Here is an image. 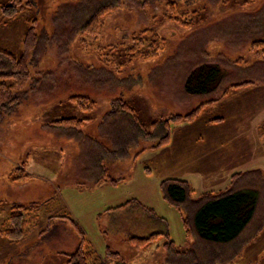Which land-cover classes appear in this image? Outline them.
Instances as JSON below:
<instances>
[{
    "label": "rangeland",
    "instance_id": "1",
    "mask_svg": "<svg viewBox=\"0 0 264 264\" xmlns=\"http://www.w3.org/2000/svg\"><path fill=\"white\" fill-rule=\"evenodd\" d=\"M103 1L30 0L27 11L0 25V50L16 57L22 54L27 20H36L40 39L30 57V78L14 92L16 106L0 117V195L24 185L12 182L15 171L22 168L29 176L25 198L37 197L32 200L37 203L30 205H44L30 239L10 249L16 262L31 253L33 264L66 263L63 255L76 249L78 238L68 221L53 218L60 214H69L103 259L109 248L126 264H157L162 252L156 257L152 248L141 253L145 258L136 259L131 253L136 251L125 244L126 235L168 232L175 248L185 249L192 242L185 238L184 212L167 205L160 184L186 181L193 199L207 190L218 193L229 187L201 173V138L206 126H217L210 123L213 120L221 119L218 126L234 131L239 148L248 141L254 144L250 149L256 152L255 163L264 162V136L258 131L264 124V57L262 51H251L253 43L264 41V0H120L95 38L80 35L79 27L87 18L83 21V14ZM145 30L163 40L156 59H135L128 52L132 36ZM202 65L218 67L221 87L212 96L188 95L185 81ZM243 84L248 85L230 89ZM73 97L90 99L93 110L80 112L69 103ZM117 100L127 103L152 135L155 123L185 117L209 101L216 103L194 123H170L164 147L156 148L166 134L163 130L155 138H137L123 157L114 159L97 148L107 144L113 149L108 144L111 128L127 125L122 115L111 116V102ZM69 118L86 123L77 132L52 125ZM240 159L234 162L237 171ZM235 176L230 184L236 188ZM100 178L106 181L97 185ZM128 202L135 204L107 212ZM250 235L251 229L229 247L230 253L237 257ZM149 254L154 258L147 259Z\"/></svg>",
    "mask_w": 264,
    "mask_h": 264
},
{
    "label": "trees",
    "instance_id": "2",
    "mask_svg": "<svg viewBox=\"0 0 264 264\" xmlns=\"http://www.w3.org/2000/svg\"><path fill=\"white\" fill-rule=\"evenodd\" d=\"M0 4V25L15 21L23 12L31 7L30 0H4ZM120 0H104L100 2L91 12L83 14L82 20L87 16L84 23L79 27L80 35L96 37L99 29L103 25L105 17L110 15L118 6ZM173 9L175 4L169 3ZM80 19V18H79ZM80 19V20H81ZM37 22L35 19L26 21V32L22 42V54L16 57L4 50H0V117L9 113L17 104L14 96L16 90L22 89L30 78L28 69L30 57L36 51L40 42L36 34ZM187 25H184L186 27ZM163 40L154 32L142 31L132 36L131 46L128 49L133 58L156 59L159 52L163 50ZM251 51L256 54L262 51L264 57V41H258L251 45ZM222 84V76L218 67L202 65L190 73L185 81V92L188 95L212 96ZM248 84L233 86L230 89H238ZM69 103L83 113L92 111L95 103L86 97H73ZM216 103L209 101L197 107L192 113L185 117L174 116L168 121L157 122L153 128V135L149 134L142 123L138 120L134 110L120 100L111 102V116L122 115L123 121L127 124L117 129L112 127V134L109 138L113 144V152L104 150V153L113 155L114 159L124 156L126 150L137 142V138H155L156 132L165 131L156 148L164 147L170 137V123H194L201 112L208 106ZM221 119H216L210 123H218ZM85 120L74 118L62 119L52 123L53 127L63 130L79 131ZM126 131V132H125ZM259 134L264 136V124L258 128ZM115 134H114V133ZM118 133V134H117ZM239 175L235 176V179ZM233 179V180H235ZM29 176L24 169L19 168L13 175V183H25ZM109 183L115 184L116 181ZM160 191L163 200L170 207L184 212L182 224L185 238L192 243L186 250H177L169 233H153L148 237L131 236L128 244L135 251H147L158 240L162 239L163 249L167 253L165 264H230L236 259L235 253H230L229 247L237 242L251 225L257 210L259 194L254 190H239L229 187L218 193H204L197 199H193V190L186 181L165 180L160 184ZM48 202V201H47ZM46 202V203H47ZM44 203V204H46ZM50 203V201L48 202ZM133 202L117 207L107 212H118L126 210ZM136 206L143 208L136 202ZM43 204L30 206L12 205L9 210L1 211L0 238L7 240L13 245H19L30 238L34 232V227L39 218ZM4 215V216H3ZM53 218L68 221L78 238L76 249L71 255H66V264H124L120 255L106 249V258L100 257L85 239L83 233L69 216L55 215ZM117 262V263H116Z\"/></svg>",
    "mask_w": 264,
    "mask_h": 264
},
{
    "label": "crops",
    "instance_id": "3",
    "mask_svg": "<svg viewBox=\"0 0 264 264\" xmlns=\"http://www.w3.org/2000/svg\"><path fill=\"white\" fill-rule=\"evenodd\" d=\"M214 125H217V126H206V132L204 133V138L203 137L201 138L202 145L200 149V163H201V173L203 174L202 176L205 179L207 178V179L223 180L222 185L229 186L231 178L234 175L238 174L239 177L236 178V182H235L237 189L254 190L258 192L259 194V201L257 205L256 214H255V217L251 225L248 228V230L251 229V235L248 238L247 244L244 245L245 249H243L242 252H240L239 255L236 257L235 261H233L230 264H264V214H263V211H264V203H263L264 202V162L262 161L259 164L255 163V159L257 158L256 152L253 149H250V147L254 148V144L250 145L249 144L250 142L248 141L246 145L245 143L241 141V144L243 143V145L239 148V140L238 139L236 140L234 138V135H235L234 131L226 132V130L222 128L223 126H218L217 123ZM235 143H238V144L236 145ZM99 144H102V143L99 141ZM108 144H110V142H108ZM235 146H237V149L240 153H238L237 149H235ZM103 148L108 151L112 150L109 145L103 144V147L97 148L100 150V154L102 155L108 154V153L106 154L103 152ZM99 158H102V156L100 155ZM238 158L239 159L241 158L240 159L241 160V166H240L241 171H237L234 165L235 159H238ZM262 158L264 159V154ZM105 181H106L105 179L100 178V181H97L96 184L98 185L100 183H104ZM256 186H259V187H256ZM19 187L12 188L8 190L7 192H5L4 195H0V207H3V206L6 207L7 205V207L9 206L10 208L12 205L28 206L32 203H37V201H32L33 199H36L37 197L33 199L32 197L25 198L26 197L25 190H24L26 187L25 183L24 185L19 186ZM260 187H263V188L260 190L259 189ZM211 191L207 190L204 193L211 192ZM219 191L220 190H218V192ZM212 192L217 193L216 191H212ZM107 210H112V209H107ZM120 228L122 227L120 226ZM125 237L126 239L124 241L126 244L128 243V239L131 236L126 235ZM159 241H162L161 244H157ZM0 243H2L1 245H3L2 247L0 245V250L4 252V256L0 258V264H33L31 253H28V257L24 256L23 258H19L18 262H16L14 261L16 259L15 254L14 252L10 251V249H12L13 247H17L18 245H13L3 238H0ZM163 243L164 241L160 239L149 249L151 250L152 248H154V250H152L153 252L150 251V253L156 254L157 255L156 257H160V252H162L161 258H159V261L157 262V264H165V261L167 259V253L162 248ZM190 247H191V244L187 245V247L183 250L189 249ZM143 252L146 253L145 251H141V252L136 251V253L135 252H131V253L135 254L134 258L139 259L140 257L138 255H141V257L144 256ZM26 254L27 253L19 254V256L26 255ZM71 254L65 253L63 256L65 257L66 255H71ZM154 256L155 255L149 254V256H147L148 257L147 259L151 260L152 258H154ZM120 258L121 260H124L122 255H120ZM239 261H241V263H238ZM37 263L38 262H35V264ZM123 263L126 264L125 260Z\"/></svg>",
    "mask_w": 264,
    "mask_h": 264
}]
</instances>
